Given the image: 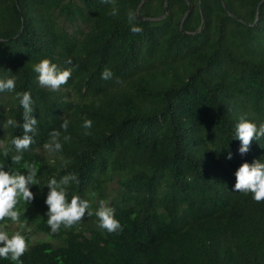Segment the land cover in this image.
I'll return each instance as SVG.
<instances>
[{"label": "trees", "instance_id": "16d2710c", "mask_svg": "<svg viewBox=\"0 0 264 264\" xmlns=\"http://www.w3.org/2000/svg\"><path fill=\"white\" fill-rule=\"evenodd\" d=\"M143 1L115 0L112 16L101 0H0V78L16 81L0 93V165L26 175L34 162L40 181L34 200L17 205L20 223L0 227L35 243L23 264H264V202L233 191L240 166L264 162V138L243 156L233 140L241 117L264 123V0H146L139 18H164L137 17L143 31L133 34L127 14ZM43 59L73 68L59 91L38 83L33 66ZM16 92L31 93L38 120L20 164L11 140L23 129L3 126L24 123ZM53 129L63 149L51 156L42 145ZM69 173L79 181L66 188L69 202L88 200L92 215L52 234L46 186ZM101 200L121 231L98 227ZM37 232L52 243L33 241Z\"/></svg>", "mask_w": 264, "mask_h": 264}, {"label": "clouds", "instance_id": "9594fccd", "mask_svg": "<svg viewBox=\"0 0 264 264\" xmlns=\"http://www.w3.org/2000/svg\"><path fill=\"white\" fill-rule=\"evenodd\" d=\"M101 3L110 5L112 16L118 14V9L115 6V0H101ZM128 23L130 31L133 34H140L143 29L136 26L137 14L133 11L128 12ZM72 64V60L67 61ZM33 71L37 73V80L40 86L46 87L52 91H59L62 85L67 84L72 76L73 68H66L61 70L58 66L48 59H43L33 66ZM113 77L110 69L105 68L101 73V78L109 80ZM117 83H122L117 80ZM16 89L15 78H0V93H13ZM15 99L18 100L23 109V124H20L15 119H7L4 123V128H22L23 136H16L11 140L14 146L16 155L11 157L12 164H20L23 160V153L30 149L34 143L33 135L36 131L38 120L33 116V100L30 92L15 93ZM69 121L64 119L60 125V129L67 132ZM93 122L85 119L82 127L86 130L85 135H91L90 130ZM60 129H53L48 134L47 141L42 145L43 150L48 155L54 156L62 152L63 144L61 142L62 133ZM264 138V123L257 126L255 123L241 117L235 126L233 140H239L241 147L239 148L240 155H245L249 152L251 143L253 141ZM71 137L63 136V142L70 141ZM9 150L3 151V156L7 158ZM63 159V157H61ZM228 160L232 159V154L229 152ZM69 161H64V166H67ZM23 167L27 170V174L20 172H10L5 170L3 165H0V222L7 220L13 223H20V211L17 210V205L23 201L27 205L34 200V194L30 190L31 185H39L40 181L37 179L38 167L33 162L31 164L25 163ZM236 184L233 191L242 194H252L254 202H264V162L255 160L253 163H244L235 173ZM72 182H79L75 174L69 173L60 177L59 180L52 178L47 183L49 189L46 205L47 225L51 233L56 234L61 227L72 228L78 225L82 218L87 213L91 216L92 213L88 211L90 203L88 200H82L79 196H72L69 202L67 186ZM98 218V227L102 231L109 234L121 231V225L115 219V209L108 207L106 202L101 200L100 206L95 212ZM0 258L11 259L13 262L23 264L21 257L28 251V244L26 239L19 231L15 232L11 237L8 232L0 227Z\"/></svg>", "mask_w": 264, "mask_h": 264}, {"label": "rangeland", "instance_id": "374dc122", "mask_svg": "<svg viewBox=\"0 0 264 264\" xmlns=\"http://www.w3.org/2000/svg\"><path fill=\"white\" fill-rule=\"evenodd\" d=\"M90 203V202H89ZM97 205L96 204H94V207H96ZM92 207H93V204H91L90 203V208L89 209H92ZM3 228H4V230H6V231H8L9 232V236L11 237L15 232H16V226L15 225H7V228L6 227H4V226H2ZM30 232H31V229H27L26 230V234L28 235H30ZM38 233V235H34L33 236V241H39V240H42V241H44V242H50V243H52V239L50 238V236H46L45 234H43V233H40V232H37ZM42 241H40V242H42ZM35 244V243H34ZM34 244H31V245H34ZM30 245V246H31ZM29 246V247H30ZM28 247V248H29Z\"/></svg>", "mask_w": 264, "mask_h": 264}, {"label": "water", "instance_id": "95a60500", "mask_svg": "<svg viewBox=\"0 0 264 264\" xmlns=\"http://www.w3.org/2000/svg\"><path fill=\"white\" fill-rule=\"evenodd\" d=\"M145 1H146V0H144V1L141 3V5L139 6V8H138V11H137V17H138V18H139V11H140V9H141V7H142V5L144 4ZM200 5H201V0H200ZM165 9H166V15H167L168 12H169V10H168V5H167V1H166V4H165ZM190 10H191V5H189V9H188V11H187L185 17L183 18L182 23H181V30H182L183 32H184V28H183V26H184V22H185L187 16L189 15V13H190ZM166 15H165V16H166ZM163 18H164V17H162V18H156V19H152V18H139V19H141V20H145V21H149V22H153V21H159L160 19H163ZM184 33H186V32H184ZM186 34H187V33H186Z\"/></svg>", "mask_w": 264, "mask_h": 264}]
</instances>
